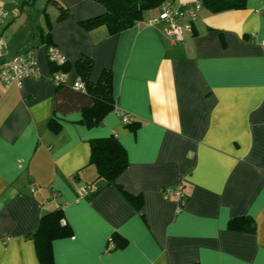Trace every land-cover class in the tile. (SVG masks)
<instances>
[{"label":"crops","instance_id":"0c3cea01","mask_svg":"<svg viewBox=\"0 0 264 264\" xmlns=\"http://www.w3.org/2000/svg\"><path fill=\"white\" fill-rule=\"evenodd\" d=\"M35 2L0 0L11 12L0 62L33 48L42 75L0 83V264H41L33 233L59 206L67 233L51 241L53 264H264V0L201 8L181 40L158 19L169 1L114 33L83 25L104 13L98 1L40 0L42 13L22 15ZM41 33L67 60V85L83 55L90 83L110 74L114 107L98 125L54 112ZM112 134L127 165L104 184L90 141ZM83 184L100 188L79 197ZM241 217L252 231L229 225Z\"/></svg>","mask_w":264,"mask_h":264},{"label":"trees","instance_id":"16d2710c","mask_svg":"<svg viewBox=\"0 0 264 264\" xmlns=\"http://www.w3.org/2000/svg\"><path fill=\"white\" fill-rule=\"evenodd\" d=\"M22 4L31 3L32 0H21ZM101 3L105 11L95 17L83 20L85 27H91L98 23L107 25L110 32H118L124 28L132 26L135 22L142 18L143 11L147 8L159 6L165 1L172 0H95ZM202 8L210 12H221L231 9L242 8L246 0H198ZM61 8L60 17H62L66 9ZM43 43L48 63L52 66L51 75L57 71L67 72L69 65L65 59L62 63H57L48 58L47 47L53 44L48 35L43 33ZM33 49V48H29ZM91 66V60L84 55L76 61L78 77L84 82L85 91L81 92L74 89L66 83H54V112L67 114L74 110H82L83 120L86 124L93 126L98 125L105 114L114 107L112 95L111 76L107 71H104L96 84L90 83L87 79V73ZM130 123V122H129ZM128 123V124H129ZM50 127L57 128L58 123L52 117L49 122ZM91 155L90 162L93 163L97 170L96 181L101 180L104 184L115 182L118 174L127 165V154L125 148L120 143L115 135L106 137L93 138L90 141ZM88 186L87 197L89 198L93 192L100 187L95 185L91 189ZM185 200V199H184ZM184 200L179 201V206L183 205ZM246 221V223H242ZM232 228L240 230L252 231L254 229L253 222L250 219L241 217L232 219L229 223ZM67 233L66 222L63 221V212L61 206L43 214L40 218L38 228L33 233V238L36 242L37 251L40 257L41 264H53L51 241L54 238L63 236ZM117 245L114 243L113 247Z\"/></svg>","mask_w":264,"mask_h":264},{"label":"built area","instance_id":"2783aa9c","mask_svg":"<svg viewBox=\"0 0 264 264\" xmlns=\"http://www.w3.org/2000/svg\"><path fill=\"white\" fill-rule=\"evenodd\" d=\"M201 8L202 5L198 0L193 3H185L182 5H175L174 3L167 2L162 8L158 19L164 21L169 35H172L177 40H181L184 31L192 29L191 20L198 15ZM6 14V10L0 7V22L4 20ZM155 20L156 19H152V21ZM262 44H264V40H262ZM47 54L49 59L57 63H62L65 60L64 55L54 44H50L47 47ZM26 76L34 78L42 76L33 49H27L0 62V83L2 85L8 86L13 82L20 83V80ZM48 78L53 83L67 84V72L64 71H57ZM71 86L81 92L85 91L84 82L79 77L71 83ZM120 115L123 123H128L130 121L125 113L120 112ZM31 189L33 190V187H31ZM171 190L179 201L184 200L185 193L180 183L173 185ZM164 191L167 192L168 188ZM87 192L88 186L86 184L81 185L77 189L79 197L86 196ZM113 246L114 244L111 238H109L107 248L110 249L113 248Z\"/></svg>","mask_w":264,"mask_h":264},{"label":"rangeland","instance_id":"374dc122","mask_svg":"<svg viewBox=\"0 0 264 264\" xmlns=\"http://www.w3.org/2000/svg\"><path fill=\"white\" fill-rule=\"evenodd\" d=\"M37 2H35V4L33 5H29V6H24V9L22 10V15L26 14V13H31L32 17H36L38 14L42 13V6L40 7V0H35ZM11 12L8 11L6 18L10 17ZM6 20V19H5Z\"/></svg>","mask_w":264,"mask_h":264}]
</instances>
